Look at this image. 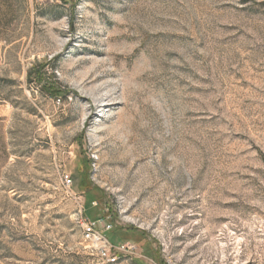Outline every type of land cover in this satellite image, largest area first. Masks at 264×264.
<instances>
[{
	"label": "rangeland",
	"instance_id": "rangeland-1",
	"mask_svg": "<svg viewBox=\"0 0 264 264\" xmlns=\"http://www.w3.org/2000/svg\"><path fill=\"white\" fill-rule=\"evenodd\" d=\"M0 264H264V0H0Z\"/></svg>",
	"mask_w": 264,
	"mask_h": 264
},
{
	"label": "built area",
	"instance_id": "built-area-1",
	"mask_svg": "<svg viewBox=\"0 0 264 264\" xmlns=\"http://www.w3.org/2000/svg\"><path fill=\"white\" fill-rule=\"evenodd\" d=\"M64 181L69 185L72 183L70 175H64ZM103 220H86L84 223L85 237L100 246L101 257L109 263H115L119 260L122 254H135L138 252V246L133 242H125L121 244L112 243L105 235V231L111 228V225H106L103 231L98 230V225L102 224ZM104 225V224H102ZM94 231L102 232V240H95Z\"/></svg>",
	"mask_w": 264,
	"mask_h": 264
},
{
	"label": "bare ground",
	"instance_id": "bare-ground-1",
	"mask_svg": "<svg viewBox=\"0 0 264 264\" xmlns=\"http://www.w3.org/2000/svg\"><path fill=\"white\" fill-rule=\"evenodd\" d=\"M95 235H97V236L100 237L98 240H102V233L97 232V231H94V236H95Z\"/></svg>",
	"mask_w": 264,
	"mask_h": 264
},
{
	"label": "crops",
	"instance_id": "crops-1",
	"mask_svg": "<svg viewBox=\"0 0 264 264\" xmlns=\"http://www.w3.org/2000/svg\"><path fill=\"white\" fill-rule=\"evenodd\" d=\"M135 233H138V232H135ZM146 240V239H145Z\"/></svg>",
	"mask_w": 264,
	"mask_h": 264
}]
</instances>
